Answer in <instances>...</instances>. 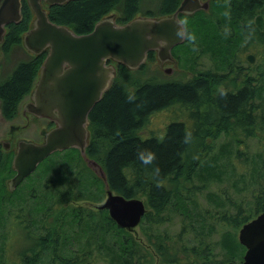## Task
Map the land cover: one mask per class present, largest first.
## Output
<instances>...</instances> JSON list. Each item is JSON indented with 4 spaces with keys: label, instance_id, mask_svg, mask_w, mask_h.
I'll list each match as a JSON object with an SVG mask.
<instances>
[{
    "label": "trees",
    "instance_id": "trees-1",
    "mask_svg": "<svg viewBox=\"0 0 264 264\" xmlns=\"http://www.w3.org/2000/svg\"><path fill=\"white\" fill-rule=\"evenodd\" d=\"M141 1L70 0L46 7L54 23L85 34L111 12H117L118 23L131 20L140 13ZM180 1L162 0L155 9L148 8L141 13L149 16L171 13ZM209 2L208 10L182 15L186 40L176 46L174 52L193 33L195 48L207 52L214 61V70L188 80L148 78L140 82L133 77L136 71L119 64L115 81L89 113L87 154L103 167L111 190L128 198L145 196L147 211L141 222L145 221L147 228L158 229L164 221L170 220L168 215L171 212H181L186 216L182 218L183 223L176 233L164 228L155 235L146 236L147 245L160 257L158 264H225L241 261L246 248L238 241L236 231L264 212V157L261 163L252 168L249 179L246 173L241 175L248 182L257 184L250 205L233 204L230 197L224 198L223 191L213 188L207 190L210 204L202 212H192L193 208L188 206L192 190L195 189L196 195V188L206 186V182L208 187L217 181L221 182L226 175L228 178L236 176L234 171L231 172L233 166L226 170L225 164L220 161L229 153L231 142L222 145L216 152L215 138L207 136L205 141V133L213 129H225L232 123L231 120L239 121L251 129L256 121L253 116L256 101L260 108L257 123L264 128V106L261 104L264 98V0ZM213 3H216L215 7L218 6L216 23L209 19L213 14ZM21 12L19 22L6 26L4 41L0 45L3 60L9 57L14 44L22 45V35L30 27L33 12L26 0L22 1ZM247 52L263 61L258 78L251 72L242 77ZM46 54L44 51L29 55L27 59L19 60L6 76H0L1 111L7 118L16 116L17 106L32 89ZM154 57V53L149 52L147 62ZM226 68L232 72L238 69L233 80L229 78L230 73L223 72ZM238 75L243 78L242 86H231L229 83H235ZM217 83H227L229 87L221 86L227 91L226 96L221 95V88H216ZM177 103L187 109L186 118H171L162 134L145 136L142 133L153 114ZM186 133H191L188 142H185ZM139 150L155 153V162L146 166L137 158ZM242 155L243 152L236 148V158L241 160ZM12 157V153L0 155V264H92L98 258V254L93 255L98 248L109 251L111 264H137L136 258L140 264H151V251L145 248L146 251L140 252L142 243L139 239L128 237L127 233L121 236L119 231L124 229L107 217V213L106 218L114 222V242L109 226L101 225L105 218H94V212L87 207L78 203L68 204L69 209L62 208V212L56 213V207H60L62 201L83 199L84 196L92 195L97 187L100 188L98 191H101V187L106 189L104 180L91 168L88 167L91 172L89 175L78 168L84 165L82 157L81 160L73 158L53 165L47 171L46 167L51 162L47 163L49 157L45 158L38 165V172L27 179L29 185L26 183L24 186L25 192L8 187L7 180L15 172ZM157 168L158 174L155 171ZM195 178L202 185L195 184ZM90 198L99 199L96 196ZM18 204L22 214L25 210L32 221L20 218L15 213L10 232H21L23 240L19 257L14 260L7 254L9 231L5 233V228L9 219L5 214L10 207ZM211 205L219 210L217 215L212 213ZM232 207L235 209L232 210ZM59 218L62 224L66 221L65 225H57L56 220ZM51 221H55L53 225ZM216 225L222 230L217 241H212L210 235L217 228ZM85 235L87 241L83 238ZM93 238L97 239L95 245L91 244ZM191 240H195L193 245L190 244ZM75 245L76 249L73 248ZM216 248H220L219 251ZM217 254L221 255L219 260H216Z\"/></svg>",
    "mask_w": 264,
    "mask_h": 264
},
{
    "label": "water",
    "instance_id": "water-1",
    "mask_svg": "<svg viewBox=\"0 0 264 264\" xmlns=\"http://www.w3.org/2000/svg\"><path fill=\"white\" fill-rule=\"evenodd\" d=\"M22 1L0 0V44L6 26L20 21ZM26 1L33 18L22 35V43L32 54L47 51V55L23 109L39 117L53 118L57 125L43 132L42 142H18L12 163L16 174L7 181L8 186L16 188L53 152L78 147L87 165L105 182L107 196L97 208L107 209L120 227L133 230L147 211L144 199L128 198L111 190L103 167L87 156L89 113L111 87L116 75L115 62L137 69L146 62L149 51H154L159 66L171 62L177 65L172 49L186 38V27L179 15L207 10L209 0H181L171 13L138 14L125 23H118L116 13L111 12L85 34L54 23L48 16L46 5L70 0ZM247 59L253 62L255 55L248 54ZM164 71L170 74L173 68L165 67ZM238 239L246 247L242 261L225 264H264V212L241 226Z\"/></svg>",
    "mask_w": 264,
    "mask_h": 264
},
{
    "label": "rangeland",
    "instance_id": "rangeland-1",
    "mask_svg": "<svg viewBox=\"0 0 264 264\" xmlns=\"http://www.w3.org/2000/svg\"><path fill=\"white\" fill-rule=\"evenodd\" d=\"M161 3H162V0H142L139 14L142 15L141 12L147 10L148 8L155 9ZM215 4L213 3L214 5L212 7L213 14L211 15V18H209L214 23L218 21V12H217L218 6L216 5L215 7ZM115 13L117 15V12ZM195 40L196 39L194 37V34L192 33L191 38L185 44L177 48L176 51L174 52L180 59L181 67L178 65H175V63H172V62L166 63L161 67L158 64L156 57H154L153 60L147 62V64L142 69L135 70L136 72L133 74V77L135 78V80L139 79L140 82L148 78L161 79V80H166V79L188 80L192 77H196L200 73L207 72L208 70H214L213 69L215 65L214 61L207 55V52L195 48L196 47ZM29 53L30 52L27 51V49L21 44H14L11 50L9 51V57L5 60H1L2 52L0 50V54H1L0 56V60H1L0 76L2 75L6 76L9 72H11V70L13 69V67L19 60L27 59L29 56ZM247 53H245V55ZM262 62H263L262 59L260 60L257 55L253 62H250L248 60L243 61L244 66L246 68H243L244 72L241 73L242 77L245 73L251 72L252 75L258 78L259 77L258 70ZM170 66L174 68L173 74L165 73L164 68L170 67ZM250 66H252V68H250ZM227 70L229 69L226 68L225 71L223 72L230 73L229 78L232 80L234 78V75L238 74V69H234V72H232L231 69L229 71ZM242 81H243V78H240L239 76V78L236 80L235 83L233 82L229 84L231 86L233 85L235 87H241ZM221 86H228V85L227 83H224L222 85L217 83L216 88L219 89L221 88ZM258 98L260 101L261 100L260 97ZM29 100H30V94L23 96V98L19 102V106H17L18 108L16 111L17 114L15 113L16 116L14 115L15 116L14 118H7L2 113L1 107H0V138H3L4 141H7L9 136L11 135L10 134L11 130H13L14 132L17 131V133H19L18 134L19 138H17V140H14V142L16 141L15 142L16 147H17L18 142L22 139L37 142V140L35 139H42L41 132L45 130V127H44L45 120L44 119L31 120L28 117L25 118L23 116V106ZM261 104L264 106V98ZM259 110H260L259 103L258 101H256V104L254 106V113H255L256 121L253 122V126L251 129L246 128V126L241 123H238L239 121L231 120L232 123H230L227 127H225V129H222L219 131L213 129L212 132L205 133V139H206L205 141H207V136L211 138H215V141H214L215 149L214 150L216 152L220 150L222 145L224 146V144H226L227 142H231V145L228 148L229 153L227 154L225 158H222L220 161L223 162V164H225L226 170H230L231 167L233 166L234 170L231 169V172L234 171L236 176L228 178L227 177L228 175H226L224 176V180H222L221 182L217 181L215 183H212L208 187H207V182H206V186H203L202 188H196V191H197L196 195H195V189L192 190L191 198L188 200V206L190 208H193L192 212H195V210H199L200 212H202L201 210L205 209V207H207V205L210 204L207 200V190L213 189V188H219L220 191H223L224 198L227 199L228 197H230L233 204L243 203L244 206H246L247 204L250 205L251 202L253 201V198L256 194L255 189L257 187V184L250 183L247 180L250 178V172L252 171V168L254 166L256 167L259 163H261L264 157V128L260 127L259 124L257 123L258 116L260 115ZM187 116H188L187 109L182 107L179 103L174 104L171 107H169V109H165V110H162V111H159L153 114L149 122L147 123V125H145V127L142 129V133L145 136H148L149 134H162L164 130L166 129V126L171 120V118L174 119L175 117L177 119H181V118H186ZM11 125H13V129H11ZM211 138H208V140L211 141ZM236 148L240 149L243 152L241 160L240 158H236L235 156ZM81 157L82 156L80 155L78 150H70V149L62 153L52 154L47 159V163L48 162H51V163L47 165L46 171L48 169H51L53 165H60L62 162L70 161L73 158L81 160L83 158ZM83 163L84 165L82 164L78 168L81 169L82 172L84 171L87 175L91 174L90 170H88L89 168L87 167L85 161H83ZM36 171L34 174L32 173L33 175L31 174L25 180H23V182L18 186L19 190L25 192L24 186H26V183L27 185H29V180L27 181V179H29L30 176L33 177L38 172ZM40 171H42V169ZM40 171H39V174L41 173ZM244 173H246L247 175V178H248L247 180L243 179L241 176ZM92 179L94 180L93 177ZM90 183L94 184L93 182H90ZM194 183L202 185V182L197 178L194 179ZM187 186H190V184H188ZM98 188L99 187H97V190L93 189L95 192H93L92 195L89 194L86 197L84 196L83 199L75 200L71 198L67 201H64V202L62 201L61 206L56 207V213L59 211L62 212L61 210L62 208L69 209L70 205L68 206V204L73 205L74 203L75 204L78 203V205L85 206L89 210L94 212L95 214L94 218L96 219L105 218L101 221V225L102 227L106 225L109 226L111 238H112V241L114 242V239H116V237L113 234V227H114L113 223L114 222L110 220L111 217L107 209H106L107 211L104 212V209L97 208V204L104 202V200L106 199V196H107L106 189L101 187V191H98ZM28 194H29V191H28ZM83 195L85 194L83 193ZM90 196H96L99 199L93 200L90 198ZM5 197H7V195H5ZM141 198L145 199V196H141ZM87 202L89 205L86 204ZM19 209H20L19 204L12 206L7 210V215L5 214V217L9 219L8 224L6 225V228H5V233H6V230L9 231L8 233L9 241H8V247H7V249L9 248V250L7 254L9 255L10 258H13L14 260L19 257V250L22 246L21 241L23 240V236L21 232H17V230L16 231L13 230L10 232L11 222L14 220V217H16L15 213L17 212V215L20 218H24V219H28L29 221H32L29 214H26L25 210H24V214H22V212ZM234 209L235 207H232V210ZM211 210H212V213H215V215L218 214L219 210L214 208L212 205H211ZM106 213L108 215L107 217H110V218H106ZM209 214L210 213H207V215ZM168 216L170 217V220L164 221L158 229H152L149 227L147 228L145 221H144V223L141 222L133 230H127L121 227L124 230H120L119 232L121 236H124L127 233L128 237H131V238L134 237V238L139 239L140 242L143 244V245L141 244L142 248L139 251L144 252L146 251L145 248L149 249L152 254L151 264H158L160 257L155 254V251L152 248H149V246L147 245L148 242H147L146 236L155 235L159 233L158 230H163L164 228H167L171 233H176L183 223L182 218L183 217L186 218L185 214H182L181 212H176V211L169 213ZM56 221H57L58 226L65 225V222H66L65 221L62 224L61 218L57 219ZM68 221L70 220H67V222ZM54 222H52V225L54 224ZM118 227L120 226L118 225ZM144 227L146 228V231H144ZM221 230L222 229L218 225L215 230L211 231L213 233L210 235V239H212V241H217ZM238 231L239 230L236 231L237 237H238ZM83 238L85 241H87V235H85ZM189 238H190V235H189ZM96 241L97 239L93 238L91 241V244L95 245ZM194 241L195 240H191L190 244L193 245V243H195ZM73 248L76 249V245ZM219 249L220 248H216V251H219ZM96 254H98V258L96 260H93L92 264H111V258L108 257L110 253L109 251H107L106 248L104 249L98 248V250L93 253V255H96ZM137 256H138V253H137ZM220 258H221V255L217 254L216 260H219ZM135 262L137 264H140L138 262V258H136ZM171 264H174V263H171Z\"/></svg>",
    "mask_w": 264,
    "mask_h": 264
},
{
    "label": "flooded vegetation",
    "instance_id": "flooded-vegetation-1",
    "mask_svg": "<svg viewBox=\"0 0 264 264\" xmlns=\"http://www.w3.org/2000/svg\"><path fill=\"white\" fill-rule=\"evenodd\" d=\"M181 2V1H180ZM182 15H185V14H181V16L180 17H182ZM174 57L176 58V59H179V57L176 55V54H174ZM0 65H1V60H0ZM0 69H1V67H0ZM192 78H195V77H192ZM191 79V78H190ZM0 107H1V104H0ZM23 116L25 117V118H29V119H31V120H34V119H38V120H41V119H44L45 120V130H43L41 133H42V139H35V140H37L38 142H40V141H42L43 140V132L44 131H46V130H50V129H52V128H54L56 125H57V122H56V120L55 119H53V118H50V117H37V116H35L34 114H30L29 112H27V111H25L24 109H23ZM253 116H255V113H254V109H253ZM11 129H13V125H11ZM9 133V132H8ZM10 136H9V138H8V140L7 141H4V139L3 138H0V155L1 154H7V153H12L13 154V156H14V154H15V152H16V149H15V142H14V140H17V138H19L18 137V134L19 133H17V131L16 132H14L13 130H11V132H10ZM66 150H69V149H66ZM66 150H64V151H66ZM70 150H78L79 151V153H80V149L78 148V147H73V148H71ZM64 151H62V152H64ZM81 155V154H80ZM12 159H13V157H12ZM14 174H16V172H14ZM13 174V175H14ZM8 181V180H7ZM18 188V187H17Z\"/></svg>",
    "mask_w": 264,
    "mask_h": 264
},
{
    "label": "clouds",
    "instance_id": "clouds-1",
    "mask_svg": "<svg viewBox=\"0 0 264 264\" xmlns=\"http://www.w3.org/2000/svg\"><path fill=\"white\" fill-rule=\"evenodd\" d=\"M221 95L226 96L227 95V91L224 90L223 88H221ZM129 99H132L131 97ZM191 138V133H186L185 135V142H188ZM137 158L144 163L146 166L148 164H152L155 162L156 156L155 153L146 151V150H139L138 154H137ZM156 173L158 174L159 169H155ZM158 186H160V184H158Z\"/></svg>",
    "mask_w": 264,
    "mask_h": 264
},
{
    "label": "bare ground",
    "instance_id": "bare-ground-1",
    "mask_svg": "<svg viewBox=\"0 0 264 264\" xmlns=\"http://www.w3.org/2000/svg\"><path fill=\"white\" fill-rule=\"evenodd\" d=\"M13 176V175H12Z\"/></svg>",
    "mask_w": 264,
    "mask_h": 264
}]
</instances>
